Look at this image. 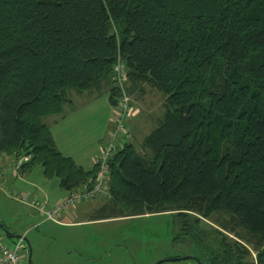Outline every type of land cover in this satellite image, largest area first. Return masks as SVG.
I'll list each match as a JSON object with an SVG mask.
<instances>
[{"label": "trees", "instance_id": "16d2710c", "mask_svg": "<svg viewBox=\"0 0 264 264\" xmlns=\"http://www.w3.org/2000/svg\"><path fill=\"white\" fill-rule=\"evenodd\" d=\"M118 55L128 93L153 87L162 111L110 156L99 216L220 212L242 244L187 226L192 257L255 264L248 244L264 264V0H0V155L31 154L20 173L41 165L68 193L92 184L96 165L62 156L43 118L72 91L107 88L116 108Z\"/></svg>", "mask_w": 264, "mask_h": 264}, {"label": "rangeland", "instance_id": "374dc122", "mask_svg": "<svg viewBox=\"0 0 264 264\" xmlns=\"http://www.w3.org/2000/svg\"><path fill=\"white\" fill-rule=\"evenodd\" d=\"M84 92L88 94L87 91ZM162 99V94L149 85L143 87L141 94H135L132 97L131 106L134 107L132 109L134 117L131 115L129 120L131 117L137 118L136 123L143 119V124L135 127L134 130L137 132L134 141L130 133L127 141L139 146L143 134L147 133L154 124L153 116L160 113V110H157L160 108ZM84 104L87 103L75 102L72 109L75 115L83 113L79 109H83ZM102 113L103 110H100V114L92 113L80 123L76 131L69 133L68 141H64L63 138L64 153L66 149H70L72 152L81 154L82 151L88 152L93 148L94 138L104 131ZM73 155L78 157L77 154ZM36 170L41 172V166H37ZM46 182L49 185L57 184L55 178L46 179ZM15 189L18 188L8 184L0 187V223L15 236L26 234L31 251L27 247V251L23 252L22 264H197L192 259H184L194 253L202 257V253L197 251L199 247L195 250L192 246L196 241H192L191 237L194 235L191 234L195 232L193 229H185L187 226L197 229L200 235L195 234V236L203 245L207 244L211 248H218L219 243L223 241L221 235L217 234L220 232L242 244L241 240L236 238V234H229L223 230L221 223L227 219V215L220 212L213 213L207 218L192 211H180L187 213V216L180 215L178 211H166L143 215V218L112 219L73 226H61L52 221L39 223L41 218L32 208L13 198L12 194L18 193ZM104 195L106 194L98 197ZM195 219H198L199 223L194 226ZM185 230L188 231L187 235L183 234ZM0 235L7 242L13 240L1 228ZM174 237L177 239L173 240ZM246 246L251 247L248 244ZM248 253L251 256L250 250Z\"/></svg>", "mask_w": 264, "mask_h": 264}, {"label": "crops", "instance_id": "0c3cea01", "mask_svg": "<svg viewBox=\"0 0 264 264\" xmlns=\"http://www.w3.org/2000/svg\"><path fill=\"white\" fill-rule=\"evenodd\" d=\"M126 83L127 81L125 82V86H126ZM144 86L145 85L139 86L137 91H133L131 93L130 95L131 100L135 94L142 93ZM87 92L88 94H86L85 92H82V93H78L75 91L70 92L69 101L63 105L62 112L58 115L44 117L43 123L48 127L50 134L52 136L54 145L56 149L62 154V156L72 159V161L77 166L81 167L84 171L89 172L94 168L96 164V159L100 153V150L102 146L104 145L106 138L108 137V133L112 125V121L115 115L116 108L112 106L110 103V100L108 98L107 88H102L101 90H92V91H87ZM162 101L163 100H161L160 108L157 111L160 110L161 112ZM75 102H86L87 103L86 105L84 104L83 109H79L83 111V113H81L80 115H75V111L72 110L74 108ZM133 108L134 107L132 106V109ZM66 109L69 112H67ZM100 110H103V113H102V117L104 120L103 128H104V131L105 130L106 131L105 133L104 131H101V134L98 135L97 138H94V141L92 142V144H94L93 148L88 152L82 151L81 154L77 152H72L70 149H66L67 151H65L64 153L62 149V147L64 148V144L62 141L63 138H64V141H68L70 132L76 131L77 128H79L78 126H80V123H82L85 119L90 117L92 113L100 114ZM157 116L159 117L160 113L159 114L157 113L155 116H153L154 118L152 119H153L154 124L147 133L143 134V137L141 138L140 143L142 139L155 126ZM133 117H131L127 123L129 127L128 131L131 135L132 141H134L133 139L136 136L135 134L137 132L134 130L135 127L137 128V126H140L141 124H143V121H142L143 119H140L139 122L135 123V121H137V118L135 119ZM76 118H79V119H76ZM62 125H65V126H62ZM103 134H104V137L102 138ZM73 154H77L78 157H74ZM14 161H15V156L13 155H5V154L0 155V187H3V184H8V186L14 185V187L21 189V190L15 189L16 191H18V193L22 192V193H26L29 195L37 196L40 199L45 200L48 206H54L55 204H57L59 201L64 199L69 194L66 190H64L60 186L59 180L56 177H54L57 180L56 185L53 183L49 185L48 182H46V179H52V178H47L44 175V169L41 165H37V166H41L42 168L41 172L36 170L37 166H34L30 170H26L20 173L18 176L13 175L10 167ZM107 200H108V196L104 195L103 197H97V198L76 204L68 208L62 214V216L59 219V222H54V223L59 224L61 226H73V225L81 224V223H94V222L99 223V222H104V221H108L112 219H133V218H143V215L147 216V214L135 215V216H111V215L106 216V217L99 216V210L106 203ZM82 217L84 219H79ZM42 221L43 220H41L39 223H44ZM5 229L8 230L7 227ZM23 235H25L26 237L25 233ZM249 250H250V253L253 252L256 254L255 250H253L252 247H249ZM252 258L253 257L250 256L251 261H252Z\"/></svg>", "mask_w": 264, "mask_h": 264}, {"label": "built area", "instance_id": "2783aa9c", "mask_svg": "<svg viewBox=\"0 0 264 264\" xmlns=\"http://www.w3.org/2000/svg\"><path fill=\"white\" fill-rule=\"evenodd\" d=\"M127 69L124 60L118 55L113 66V81L119 87V101L115 115L108 133V140L102 146L96 159V174L92 184L86 183L81 188L69 193L64 199L54 206H48L47 202L37 196L26 193L12 194L17 201L32 208L43 221L59 222L62 214L70 207L84 201L94 199L107 193L108 160L110 156L128 140L127 122L132 115L131 96L127 91ZM31 154H19L11 165V172L18 176L21 168L31 160ZM25 235L14 237L7 242L0 235V264H22L24 253L27 251ZM24 252V253H23ZM252 262L256 264V254L251 252Z\"/></svg>", "mask_w": 264, "mask_h": 264}, {"label": "water", "instance_id": "95a60500", "mask_svg": "<svg viewBox=\"0 0 264 264\" xmlns=\"http://www.w3.org/2000/svg\"><path fill=\"white\" fill-rule=\"evenodd\" d=\"M0 228H1V230H3V232L5 233V234H7L8 235V237H10V238H14V237H18V236H15V235H10L9 234V231L8 230H6L4 227H3V225L0 223ZM26 241V244H27V247H28V249L31 251V247H30V244H29V242L27 241V240H25ZM29 258H30V256H29ZM184 259H192V260H194L197 264H201L199 261H197L195 258H193L192 256H187V257H184ZM29 263H30V261H29Z\"/></svg>", "mask_w": 264, "mask_h": 264}]
</instances>
